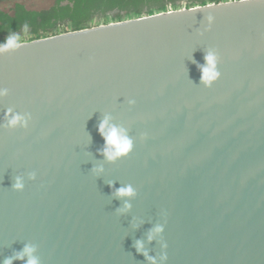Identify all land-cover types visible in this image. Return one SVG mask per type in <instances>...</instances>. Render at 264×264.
Returning a JSON list of instances; mask_svg holds the SVG:
<instances>
[{
    "label": "water",
    "instance_id": "water-1",
    "mask_svg": "<svg viewBox=\"0 0 264 264\" xmlns=\"http://www.w3.org/2000/svg\"><path fill=\"white\" fill-rule=\"evenodd\" d=\"M209 49L221 75L205 87L197 64ZM0 87V124L9 107L32 118L27 130L0 127V262L28 244L40 264H149L133 247L140 239L155 264H264L260 0L31 39L0 55ZM106 115L133 139L115 163L99 154ZM16 174L23 191L11 189ZM128 184L135 194L116 198Z\"/></svg>",
    "mask_w": 264,
    "mask_h": 264
},
{
    "label": "clouds",
    "instance_id": "clouds-1",
    "mask_svg": "<svg viewBox=\"0 0 264 264\" xmlns=\"http://www.w3.org/2000/svg\"><path fill=\"white\" fill-rule=\"evenodd\" d=\"M264 3V0H260ZM239 3L244 4L246 0H239ZM207 23H204L203 31L198 32V35H202L203 32L210 30L213 24V17L211 15L204 18ZM30 34L28 25L24 24L20 32L8 33L3 42H0V55L8 53L10 51L18 50L29 42ZM204 63L197 64V68L200 72V84L205 87H211L212 84L217 81L221 75L218 70L219 54L213 49L205 51ZM8 89L0 87V98H4L8 95ZM129 105H134L135 101L129 99ZM31 115L27 112L19 113L14 112L11 107L5 109L4 120L5 123L0 124V127H6L10 130L23 129L27 130L31 121ZM110 117L105 116L97 125V131L104 141L103 147L99 150V154L105 159L106 162L115 163L117 160L128 155L133 148V139L127 134L126 129L118 125L110 123ZM145 136V134H143ZM94 174H99L103 171L102 167H94L91 169ZM36 173L28 172L27 180H35ZM112 182H108V186L111 188ZM25 187V175L16 174L13 177V183L11 185L12 191H23ZM136 189L131 184L115 188L114 196L116 198L131 197L135 194ZM131 205L125 201L124 208H130ZM121 209H117V212ZM164 231V224L154 225L148 232L147 240L151 242L154 234H162ZM133 247L138 254H141L149 261V264H155V258L148 255L147 250L144 248L143 242L137 239ZM163 249L167 247L165 243L161 245ZM36 251L35 246L25 244L19 251L14 252L11 257H6L0 264H12L13 260H25V264H40L39 257L34 253ZM160 259L165 261L167 259L164 252H162Z\"/></svg>",
    "mask_w": 264,
    "mask_h": 264
},
{
    "label": "trees",
    "instance_id": "trees-1",
    "mask_svg": "<svg viewBox=\"0 0 264 264\" xmlns=\"http://www.w3.org/2000/svg\"><path fill=\"white\" fill-rule=\"evenodd\" d=\"M53 0L48 8L27 9L14 3L10 9L0 8V41L11 32L28 25L30 39L81 29L99 23L138 17L162 10L179 8L180 0ZM225 0H184V6Z\"/></svg>",
    "mask_w": 264,
    "mask_h": 264
},
{
    "label": "rangeland",
    "instance_id": "rangeland-1",
    "mask_svg": "<svg viewBox=\"0 0 264 264\" xmlns=\"http://www.w3.org/2000/svg\"><path fill=\"white\" fill-rule=\"evenodd\" d=\"M14 3H22L29 9H46L52 4V0H0L1 9H10L14 6ZM179 8L184 7V0L178 1ZM176 9V8H174ZM112 21V20H111ZM3 42V41H0Z\"/></svg>",
    "mask_w": 264,
    "mask_h": 264
},
{
    "label": "flooded vegetation",
    "instance_id": "flooded-vegetation-1",
    "mask_svg": "<svg viewBox=\"0 0 264 264\" xmlns=\"http://www.w3.org/2000/svg\"><path fill=\"white\" fill-rule=\"evenodd\" d=\"M67 1H68V0H62L60 3H61V4H66ZM52 2H53V0H52ZM27 9H29V8H27ZM35 10H38V9H35Z\"/></svg>",
    "mask_w": 264,
    "mask_h": 264
}]
</instances>
